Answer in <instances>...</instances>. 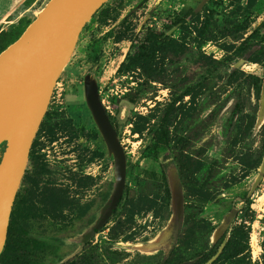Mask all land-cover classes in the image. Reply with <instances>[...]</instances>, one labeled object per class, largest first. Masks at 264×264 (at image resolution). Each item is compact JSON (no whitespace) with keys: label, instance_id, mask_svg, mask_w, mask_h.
Wrapping results in <instances>:
<instances>
[{"label":"rangeland","instance_id":"rangeland-1","mask_svg":"<svg viewBox=\"0 0 264 264\" xmlns=\"http://www.w3.org/2000/svg\"><path fill=\"white\" fill-rule=\"evenodd\" d=\"M48 1L0 0V53ZM197 2L108 0L81 31L57 80L20 186L29 216L21 221L46 243L41 253L45 264H65L77 256L84 264H162L167 258L170 264L184 263L216 251L240 223L250 227L252 264H263L264 177L248 194L264 156V122L256 126L262 86L256 90L249 77L260 76L263 84L264 0H209L185 24L174 23ZM208 17L209 39L202 41L197 28ZM148 27L165 30L171 48L158 52L153 75L139 67L119 72L133 42ZM86 74L98 79L101 99L125 147L131 191L125 189L117 211L77 252L79 244L72 238L78 232L60 240L59 228L69 227L77 201L97 195L106 200L113 178V159L85 103ZM175 98L169 147L147 152L152 132ZM183 139H188L187 147ZM181 153L202 163L195 173L186 174ZM171 165L179 170L185 196L181 236L168 253L147 255L124 248L152 239L169 223L166 173ZM31 184L40 194L50 190L53 215L41 211L30 219ZM141 195L146 201L138 199ZM234 209L226 234L213 243L212 232Z\"/></svg>","mask_w":264,"mask_h":264},{"label":"water","instance_id":"water-1","mask_svg":"<svg viewBox=\"0 0 264 264\" xmlns=\"http://www.w3.org/2000/svg\"><path fill=\"white\" fill-rule=\"evenodd\" d=\"M108 0H49L22 35L0 53V257L4 251L11 215L37 131L48 110L59 75L69 61L85 25ZM209 0H201L200 11ZM238 65V64H237ZM236 65V66H237ZM84 98L108 156L113 159L114 188L110 204L97 229L107 222L123 197L127 182V154L101 99L98 79L86 74ZM264 122V80L256 122ZM172 215L167 226L146 242L124 248L142 254L168 253L176 244L185 214V196L176 165L167 170ZM264 177V156L248 196ZM237 209L227 214L212 232L215 243L230 227ZM229 236L203 264H212ZM80 250V249H79ZM77 250V252L79 251ZM189 260L182 264H191Z\"/></svg>","mask_w":264,"mask_h":264},{"label":"trees","instance_id":"trees-1","mask_svg":"<svg viewBox=\"0 0 264 264\" xmlns=\"http://www.w3.org/2000/svg\"><path fill=\"white\" fill-rule=\"evenodd\" d=\"M254 0H249V4H253ZM190 14H196L193 9H190ZM185 24L186 15H178L174 19V23ZM209 25L210 18H205L202 26L198 27V37L202 41L209 39ZM28 27V26H27ZM260 27H264V20L261 23ZM25 31V30H24ZM23 31V32H24ZM22 32V33H23ZM22 35V34H21ZM20 35V36H21ZM19 38V37H18ZM17 38V39H18ZM16 39V40H17ZM15 40V41H16ZM172 45V39L169 35L166 34L165 30H158L156 28H146L137 39L133 42L131 50L127 53L124 61L120 64L118 71L126 72L130 70H135L136 68H141L148 75H153L154 62L157 58L158 52L163 50H169ZM9 45H7L8 47ZM6 47V48H7ZM5 48V49H6ZM4 50V49H3ZM2 52V51H1ZM252 86L256 90L261 87V77L256 74L249 75ZM179 99H174L166 108L164 115L158 121L154 131L152 132V141L146 147V151L149 152L153 150L157 152L159 148H168L171 142V133H170V112L174 107L175 102ZM108 114L111 118V114L108 111ZM112 120V118H111ZM135 132H141L137 127H134ZM186 147L189 144L188 139H183ZM184 157L182 160V168L186 169V174L195 173L196 170L201 166L202 163L197 161H192L189 159L188 155L181 153ZM143 156H148L147 153H144ZM130 187L126 186V193L130 192ZM166 191L169 196V188L166 187ZM23 194V193H22ZM20 192L17 195L15 205L11 215V222L9 225L8 238L4 248L3 253L0 257V264H45L44 259L41 256L46 243L41 239H37L31 235L29 232L28 226L24 225L21 221L22 218L29 217L27 214V208H24L26 205V200ZM129 196V195H128ZM135 196L131 195L130 202L132 204L135 202ZM148 197L141 195L138 199L141 202L146 201ZM192 206H188L187 212L188 215H193L191 211ZM118 209V208H117ZM116 209V211H117ZM186 226L187 230L191 229L193 225L188 221ZM191 232V230H189ZM181 236V233H180ZM177 247V246H175ZM175 247L172 251V254L175 251ZM217 251V250H216ZM216 251L208 250L200 253L196 259L193 260L191 264H203L205 263ZM171 259H165L162 264H170ZM180 262L178 264H181ZM65 264H84L79 257H75L72 260L66 262ZM212 264H252L251 258V246H250V227L246 223H240L236 225L229 236V239L219 257ZM263 264H264V255H263Z\"/></svg>","mask_w":264,"mask_h":264},{"label":"flooded vegetation","instance_id":"flooded-vegetation-1","mask_svg":"<svg viewBox=\"0 0 264 264\" xmlns=\"http://www.w3.org/2000/svg\"><path fill=\"white\" fill-rule=\"evenodd\" d=\"M200 1L201 0H198L195 7L190 8V9H193L196 14L201 11L200 10L197 12L195 10L197 8L198 4L200 3ZM190 9L186 10V21L188 18L196 15V14H194V15L190 14ZM176 24H181V23L179 22ZM261 97H262V89H261ZM261 97H260V99H261ZM31 186H32V184H31ZM113 188H114V181L112 178V190L109 193L106 200L103 199L104 196L97 195V196L90 197V198L86 199L85 201H77L72 208V216H71L69 227L68 228L62 227V229L59 228V233H58L59 237L58 238L60 240H62L61 238L66 237L67 233L74 234V233L78 232L77 235L73 236L72 241H75L76 243L79 244L78 245L79 247L77 248V250H79V249L82 250L83 247L91 239V237L94 236L100 230V229H97V227H98L104 213L106 212V210L109 207L110 196L113 192ZM125 189H126V186H125ZM19 192H20V189H19L18 193ZM49 192H50V190L45 189L44 191H42V194H40L37 190H35L33 188V186L30 187V197H29L30 219H35L36 217H38V213L41 211H43V214L45 216L53 215V212H52L53 210L51 209V208H53V202H52L53 198H52V194H50ZM122 198H121V200H122ZM100 202H102L101 205H100ZM41 205H42V207H40ZM118 206H119V204H118ZM118 206H117V208H118ZM116 209L113 211L112 215L115 213ZM112 215L110 217H112ZM56 217H60V216L58 214H56ZM110 217L108 218L107 222L109 221ZM226 232L222 236H224L226 234Z\"/></svg>","mask_w":264,"mask_h":264},{"label":"built area","instance_id":"built-area-1","mask_svg":"<svg viewBox=\"0 0 264 264\" xmlns=\"http://www.w3.org/2000/svg\"><path fill=\"white\" fill-rule=\"evenodd\" d=\"M103 102V101H102ZM104 103V102H103ZM104 106H105V104H104ZM106 107V106H105ZM107 109V108H106Z\"/></svg>","mask_w":264,"mask_h":264}]
</instances>
